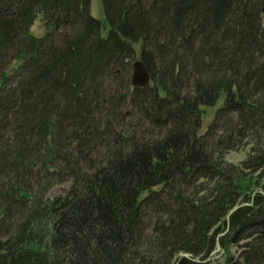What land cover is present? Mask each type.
<instances>
[{"label":"trees","instance_id":"obj_1","mask_svg":"<svg viewBox=\"0 0 264 264\" xmlns=\"http://www.w3.org/2000/svg\"><path fill=\"white\" fill-rule=\"evenodd\" d=\"M102 3L0 0V264H264V0Z\"/></svg>","mask_w":264,"mask_h":264},{"label":"rangeland","instance_id":"obj_2","mask_svg":"<svg viewBox=\"0 0 264 264\" xmlns=\"http://www.w3.org/2000/svg\"><path fill=\"white\" fill-rule=\"evenodd\" d=\"M90 9H91V15L103 24L104 30H103L102 35L104 37H106L108 34V31H109V25L107 23V19L105 16L104 6L102 3V0H91ZM40 19L41 18H39V20L37 22H35L34 26L30 30L31 35L36 37V38H41L45 35V30H44L43 25L41 24ZM137 60H139V59L137 58ZM133 71H134V68H133ZM132 76H133V74H132ZM150 80H152V79L150 78ZM150 84H151V81H150ZM223 103H224V101H223V99H221L220 101L217 102V104L214 107L206 109L205 114H204L203 119H202L203 122H202L201 134L205 133L208 125L214 119L217 111L223 106ZM247 153H248L247 151L230 152L226 156L225 160L229 164L240 165L242 162H244L246 160ZM68 185H69L68 183L56 184L55 186H53L49 190V192H47L44 195V199L45 200H55V199L64 197L66 195ZM38 191H39V189H38ZM237 208L238 207H236L233 211H235ZM232 212L230 213V215L232 214ZM8 230L9 231H8L7 235L13 234V232H14L13 229L8 228ZM6 231H7V228L5 229V232ZM218 246L219 245H217V248H218ZM217 248H216V250H217ZM230 254L235 255V250H231ZM181 257L190 258L189 255H181L180 258ZM227 257H229V254H225V252L220 247L219 251H217L214 255L212 253V257L210 260H208V262L212 263V264H217V263L225 264Z\"/></svg>","mask_w":264,"mask_h":264},{"label":"water","instance_id":"obj_3","mask_svg":"<svg viewBox=\"0 0 264 264\" xmlns=\"http://www.w3.org/2000/svg\"><path fill=\"white\" fill-rule=\"evenodd\" d=\"M133 76H132V85L134 88H144L147 87L150 83V75L145 69L141 61H135L133 64ZM220 247L218 246L217 250L214 251L213 255L219 251Z\"/></svg>","mask_w":264,"mask_h":264}]
</instances>
